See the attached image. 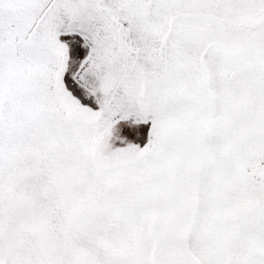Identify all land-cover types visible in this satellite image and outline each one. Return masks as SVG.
Wrapping results in <instances>:
<instances>
[{
  "label": "snow or ice",
  "instance_id": "6c2138e0",
  "mask_svg": "<svg viewBox=\"0 0 264 264\" xmlns=\"http://www.w3.org/2000/svg\"><path fill=\"white\" fill-rule=\"evenodd\" d=\"M0 264H264V0H0Z\"/></svg>",
  "mask_w": 264,
  "mask_h": 264
}]
</instances>
